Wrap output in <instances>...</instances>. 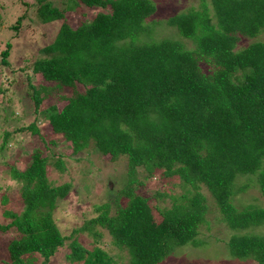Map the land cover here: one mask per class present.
<instances>
[{"label":"trees","instance_id":"16d2710c","mask_svg":"<svg viewBox=\"0 0 264 264\" xmlns=\"http://www.w3.org/2000/svg\"><path fill=\"white\" fill-rule=\"evenodd\" d=\"M17 1L25 12L7 26L15 36L24 18L59 22L29 66L41 78L34 84L26 76L36 113L26 128L40 132L35 121L42 117L44 134L55 135L44 140L46 147L60 141L71 155L91 144L126 162L125 202L116 197L94 204L96 216L70 238L86 232L99 241V226L110 244L126 250V264H160L176 247L198 245L200 230L216 224L229 228L225 242L236 261L264 264V204L235 198L247 185L238 176L246 173L256 176L264 196V0H200L163 23L151 18L154 0H65L62 7L54 0ZM77 7L80 18L70 25L65 12ZM88 8L97 11L86 17ZM157 24L173 37H154ZM12 43L0 51V64L11 65ZM2 98L13 99L10 93ZM16 110L10 105L15 116ZM10 135L5 129L0 150ZM26 160L23 168L9 166L20 184L21 208L5 211L10 221L0 223V230L16 232L6 244L5 264H47L69 237L53 210L71 183L48 181L41 148ZM60 162L54 165L61 168ZM138 168L147 177L177 178L186 190L156 193L173 200L153 205L137 190L144 184ZM202 188L220 220L209 222L213 205ZM75 237L65 254L70 264H116L98 245L86 248Z\"/></svg>","mask_w":264,"mask_h":264},{"label":"rangeland","instance_id":"374dc122","mask_svg":"<svg viewBox=\"0 0 264 264\" xmlns=\"http://www.w3.org/2000/svg\"><path fill=\"white\" fill-rule=\"evenodd\" d=\"M25 1V0H24ZM33 1V0H31ZM65 0H54L53 4L62 7ZM155 12L151 18L163 23L168 16L174 14L178 10L186 6H198L200 0H154ZM28 2V0H26ZM24 5L17 0H0V51L6 46V42H13L11 65L5 66L0 64V143L2 142V134L4 130L10 131V136L4 143V147L0 150V223L6 224L10 221V217L6 216L7 210H20L21 202L19 200V183L13 180L9 175V166L14 165L23 168L27 162L31 150L41 148L42 154H47V170L46 177L53 185H59L65 182L71 183L69 195L61 198L56 203L53 210V217L60 231L69 237L66 239L64 247L52 255L47 264H70L65 259V254L69 251L68 243L71 232L74 228L83 224L84 220L96 216L94 204L103 203L107 200L119 198V203L125 202L124 194L121 192L125 185L126 162L124 158L118 157L117 160H110L109 155L99 153L89 144L84 150L70 155L69 147L56 141L54 144L45 142L49 141L55 135L47 132L42 128L45 123L43 118L35 121V125L40 128V132H34L27 129L35 118V110L31 97V91L27 89L26 76L30 75L31 83H39L41 78L38 73H32L29 66L31 61L39 55L38 50L51 41L59 26L58 21L42 24L34 17L30 21L27 18L22 20L17 35L7 27L12 24L15 19L23 12ZM80 8L67 10L65 16L70 25L76 23L80 18ZM86 17L93 15L97 9L88 8L84 10ZM30 12H33L32 10ZM82 18V16H81ZM36 21H35V20ZM163 24H157L153 33L154 37H173L169 27L162 28ZM14 38V41L12 40ZM188 44L190 40H187ZM248 41L243 40L245 45ZM25 54V55H24ZM1 60V54H0ZM14 68V70L12 69ZM21 68L23 70H21ZM26 71H25V69ZM10 93L13 97L10 103L2 98V94ZM16 97V98H15ZM52 96L45 99L44 104L52 102ZM24 104V106L22 105ZM10 105H14L17 109V116L10 111ZM6 108V109H5ZM12 108V107H11ZM2 117L6 118L5 120ZM22 128V129H19ZM45 140V142H44ZM51 153H54L53 155ZM50 155H52L50 157ZM60 159V166L56 167L54 161ZM138 180L144 184L137 187L138 192L144 193L151 197L153 205L159 207L170 206L173 198L169 196L158 197L156 193H166L177 196L186 190L177 178L147 177L145 172L137 169ZM244 179L247 183L244 191L237 193L238 202L245 204H264V196L260 194L256 176L253 174H240L238 178ZM237 178V179H238ZM188 187V186H187ZM207 196L208 207L214 204L211 196L203 188L201 189ZM6 196V200L3 199ZM258 198V199H257ZM212 210L208 213L209 222L213 223L215 219H219L218 211L213 205ZM113 212V210H111ZM157 214V210H155ZM159 216L158 214L156 215ZM217 217V218H215ZM224 227V226H223ZM219 227L214 224L209 230L202 228L200 230L201 242L196 246L188 244L178 246L163 260L160 264H257L256 262H238L228 249L226 238L230 234L227 226ZM100 232L99 241L90 234L83 232L82 235L75 237L79 243L86 247L92 248L98 245L108 255H112L116 264H126L127 255L125 249H118L110 244V239L105 230L98 226ZM16 235L13 228L7 231L0 230V264L2 259L7 257L6 244L8 240Z\"/></svg>","mask_w":264,"mask_h":264}]
</instances>
